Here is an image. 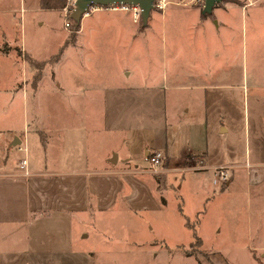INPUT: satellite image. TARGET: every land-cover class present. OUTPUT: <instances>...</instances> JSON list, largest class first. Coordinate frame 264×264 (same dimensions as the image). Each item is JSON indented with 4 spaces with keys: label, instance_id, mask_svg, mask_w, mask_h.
Instances as JSON below:
<instances>
[{
    "label": "crops",
    "instance_id": "obj_1",
    "mask_svg": "<svg viewBox=\"0 0 264 264\" xmlns=\"http://www.w3.org/2000/svg\"><path fill=\"white\" fill-rule=\"evenodd\" d=\"M252 4L244 5V0H226L216 3L207 15H202V5L170 4L163 10L153 9L149 13L151 19L148 20V16L146 22L139 23H134L128 11L124 13L126 11L120 9H97L96 12L105 11L107 14L82 16H92L88 28L108 26L112 34L124 33L129 40L153 34L154 25L158 23L160 31L157 33L165 43L166 30L174 39L180 30L187 28L189 43H194L195 48L190 49L187 62L182 66L176 64L177 55L172 47L170 67L167 66L168 58L165 68L163 64L160 68L144 67L142 61V64L135 62L136 67L126 66L121 71L111 72L104 80L97 74L93 78L98 79L84 82L80 73L71 81L74 84L62 80L60 89L51 90L48 84L45 110L37 105L26 121L23 118L18 125L0 128V264H64L69 260L65 242L68 231L76 232V239L83 240L84 236L100 234L104 220L112 222L121 215L125 224L127 219L144 211H161L167 206V194L171 189L177 190L172 183L175 175L181 181L178 190H183L191 182L177 173L186 157L207 156L210 140L223 139L233 131L235 110L229 95L238 88L245 91V84L239 83L244 65L238 54H230L228 42L233 41L238 33L243 37L244 22L240 18L241 32L236 33L239 21L234 22L230 17L237 10L243 16L244 10ZM188 15L192 17L186 20ZM129 16L130 21L127 20ZM156 17L160 20L155 22ZM106 19L108 24L104 22ZM78 36L67 43L61 57L67 48L78 45ZM142 54L141 59L144 57L149 65L152 55ZM46 76L43 71L33 89L34 95L42 90ZM49 81L53 82V79ZM253 94L257 99L262 98L263 107L264 83L259 84ZM155 109L161 110L160 121L164 126V133L157 137L153 134L160 121L154 119ZM262 123L261 132L264 133V117ZM25 127L28 176L19 168L24 154L18 150V144L24 138ZM223 145L218 157L226 158V154L234 157L232 148ZM255 147L254 141L249 156L253 162L257 160ZM257 147L264 152V143ZM154 150L163 151L168 159L162 188L156 175L162 173L163 167L153 169L146 159ZM221 165L234 166V171L229 185L224 191H218V195L230 190L238 169L245 174L242 163L217 161L208 169L199 171V175L206 174L207 170L213 172ZM198 177L202 182V176ZM245 178L246 191L252 192L257 185H264L258 182L259 179L252 180L257 182L252 184L246 175ZM201 187L199 183L198 188L202 191ZM196 191L199 194L198 189ZM208 195L206 200L211 202L218 196ZM179 207L188 222L184 226L193 232V237L195 234L199 238L197 247L201 249L202 240L195 229L200 213L196 212L195 218L190 220L183 214L180 204ZM115 226L111 225L109 231ZM5 230L10 233L21 231L23 247H4ZM162 242L165 245L153 247L158 253H166L171 259L176 250L182 255L181 244L170 247ZM142 248L150 252L148 246L135 249ZM126 250L132 252V248ZM72 252L73 263L80 264L79 255L84 251L73 248ZM206 252L211 254L208 261L216 264L214 253ZM54 253L59 257L56 258ZM192 258L200 264L199 260Z\"/></svg>",
    "mask_w": 264,
    "mask_h": 264
},
{
    "label": "rangeland",
    "instance_id": "obj_2",
    "mask_svg": "<svg viewBox=\"0 0 264 264\" xmlns=\"http://www.w3.org/2000/svg\"><path fill=\"white\" fill-rule=\"evenodd\" d=\"M65 4L68 6L67 14L70 16L69 11L72 5L68 0H65ZM170 4L200 6L173 2L168 3L167 6ZM63 6L43 7L41 0H0V128L18 125L23 118L26 121L31 110L37 105L45 110L48 99L45 89L48 84L51 90L55 87L60 89L62 80L74 84L71 81L75 80V75L80 73L81 80L84 82L98 79L93 78V75L97 74L100 75L101 80H104L105 75L121 71L126 66L136 67L135 62L142 64V61L145 62L144 67L160 68L163 64L162 67L165 68L166 58H168L167 66L170 67L172 47L177 55L176 64L182 66L187 62L190 49L195 48L194 43H189L187 28L180 30L174 39L169 30H166L165 43L162 42L161 34L157 33L160 31V23H158L154 25L153 34H146L141 39L129 40L123 36L124 33L112 34L108 26L97 29L88 28L92 16H84L81 20L82 29L80 30L79 27L75 30V38L79 34L78 45L67 48L61 57L64 47L67 46L64 39L68 38L69 41L71 28V25L65 26L64 22L66 20L72 22L68 15L65 17ZM153 9L155 8L151 11ZM237 11L230 18L234 22L239 21V29L236 33L241 32L240 18L243 20L244 34L241 37L238 33L233 41L229 40L228 48L231 55L235 52L242 58L244 69L239 83L245 84V91L242 92L241 88H238L230 93L229 98L235 110L233 131L223 139L215 141L213 138L208 142V155L205 156V162L206 167H209L217 161H237L243 164L241 166L245 174L243 170L238 169L230 190L218 195V191H224L229 185L231 177L229 182L221 188L213 185L211 170L205 171L204 175H199L201 172L196 171L192 166L193 162L196 159L199 160L202 155H188L185 164L181 166V169H177V173L183 174L191 182L183 190H178L181 181L180 177L175 175L172 183L178 191L171 189L167 194V206L163 210H148L149 212L144 211L133 215L131 219L126 220V228H124L125 218H121V215L111 220L113 224L109 220H104L101 222L100 234L84 236L83 240L76 239L78 237L76 232L74 234L71 230L68 231L67 240L64 241L69 250L67 252L69 260L64 264H74L73 248L84 251L82 255H79L80 264H198L192 257L199 260L200 264H211L208 261L211 254L206 251L214 253L216 264H227V262L229 264H264V185H257L255 189L252 188V192L246 191L244 187L245 175L252 184L257 183L252 181L254 179H259L258 182L264 184V152H260L257 147L258 145L261 147V143H264V133L261 132L264 106L262 107L261 104L262 98L257 99V96L253 94L257 86L264 83V0H258L249 5L244 10L243 16L240 10ZM104 12L90 11L88 14H107ZM128 13L132 16L130 11ZM131 16L127 17L128 21ZM149 17L148 20L151 19V16ZM190 17L192 15L185 18L189 20ZM132 20L134 23H139L142 18L134 20L132 17ZM159 20L160 18L156 17L155 22ZM104 22L109 23L108 19ZM79 30L80 33H78ZM60 48L61 52L54 61V56ZM142 52L152 55L153 59L149 65V62L143 60L144 57L141 59ZM30 59H35L39 64L41 63V66L32 65ZM37 71H39V78H35ZM43 71L47 79L44 80L40 93L34 95L33 89ZM50 78L53 82L49 81ZM160 114L161 110H154L155 121H160ZM161 122L156 123L157 129L153 134L155 137L164 133ZM23 133V136L26 135V127ZM254 141L257 155L255 163L249 160ZM223 144L232 148L235 152L234 157L229 155L227 157V154L226 158L218 157L217 153H220ZM254 153L252 151V154ZM167 163L168 159L165 157L163 168L160 167L163 169L162 173L158 174L165 181L164 173L168 171ZM248 163L250 167L246 165ZM228 166L232 176L234 166ZM198 176H202V182ZM199 183L202 185V191L198 188ZM209 193L218 196L211 202L206 200ZM179 204L183 214L190 220L195 218L196 212L200 213V221L195 229L202 240L203 251L197 247L198 242H195L193 232L184 226L186 222L181 215L182 210L179 209ZM139 215L141 217L137 218L136 216ZM122 224L124 225L120 228ZM111 225L116 226L110 232ZM219 229L220 231H217ZM13 231L10 233L5 230L4 247L22 248L21 231ZM162 241L170 247L181 244L179 248L182 255H179L176 250L171 259V256L166 253H158L153 247L165 245ZM140 246H148L150 252L148 253L144 248L135 249ZM127 248H132V252L127 251ZM185 254L192 257L187 258ZM53 255L56 258L59 257L58 253ZM45 256L49 255L45 254ZM42 261L45 260L42 258Z\"/></svg>",
    "mask_w": 264,
    "mask_h": 264
},
{
    "label": "built area",
    "instance_id": "obj_3",
    "mask_svg": "<svg viewBox=\"0 0 264 264\" xmlns=\"http://www.w3.org/2000/svg\"><path fill=\"white\" fill-rule=\"evenodd\" d=\"M256 1H258V0H245L244 5L251 4V3H254ZM68 2L72 5V8H73L75 0H68ZM170 2L177 3V4H198V5H202V6L204 4V0H153L152 1V8H155L158 10H163L166 8L167 4ZM72 8L70 10H72ZM103 8L115 9V10L121 9V10H125V11H130L132 13V17L134 18V20H139V18L141 17V8L138 5L127 4V3L109 4L107 6L99 5V4H91L89 6L88 11L84 15L88 14L90 11H94L97 9H103ZM63 10L65 12V17H66L68 15L67 14L68 6L66 4L63 6ZM70 12L71 11H69V14H70ZM64 24H65V26H68L69 20H66L64 22ZM27 148H28L27 137H26V135H24V138L18 144V150L22 151L24 154V157L19 162V168L22 170V173L25 176L30 175V172L28 170V162H27ZM165 157L166 156H165L163 151L154 150L147 155L146 159H147L149 165L153 169H157V168H160L163 166V162H164ZM246 165L248 167H250L249 163ZM192 166L195 168L196 171H203V170L208 169V167H206V162H205L204 156H202L199 160L196 159L193 162ZM230 177H231V171H230V167L228 165L217 166V167H215V169L213 171L212 183L215 186L221 187L223 185H226L229 182Z\"/></svg>",
    "mask_w": 264,
    "mask_h": 264
},
{
    "label": "water",
    "instance_id": "obj_4",
    "mask_svg": "<svg viewBox=\"0 0 264 264\" xmlns=\"http://www.w3.org/2000/svg\"><path fill=\"white\" fill-rule=\"evenodd\" d=\"M153 0H75L74 7L70 12V16L77 22H80L82 16L88 11L91 4H99L107 6L109 4L127 3L138 5L141 8V18L146 22L152 9ZM222 0H204L202 12L210 13L213 6Z\"/></svg>",
    "mask_w": 264,
    "mask_h": 264
},
{
    "label": "trees",
    "instance_id": "obj_5",
    "mask_svg": "<svg viewBox=\"0 0 264 264\" xmlns=\"http://www.w3.org/2000/svg\"><path fill=\"white\" fill-rule=\"evenodd\" d=\"M223 1H226V0H223ZM41 2H42V6L43 7H53V8L54 7H60V6H63L65 4V0H41ZM202 15H207V13H203ZM69 17L72 20L71 23L69 22V27L71 25V28H70V31H69V41H73L74 38H75V30H78L79 29L80 22H77L71 16H69ZM69 41H66V42L68 43ZM60 52H61V48L58 49L57 53L55 54L54 59H53L54 61L58 58ZM30 62L32 63V65H34L36 67L41 66V63L39 64L37 61H35V59H30ZM39 76H40L39 75V71H37L35 73V78H39ZM158 176H157V179H158L159 184L161 185L160 188H162L164 186L165 180H163V177L161 175H158ZM179 209H180V207H179ZM186 224H188L187 221H186ZM194 238H195V242H198L199 243V238L196 237L195 234H194Z\"/></svg>",
    "mask_w": 264,
    "mask_h": 264
}]
</instances>
